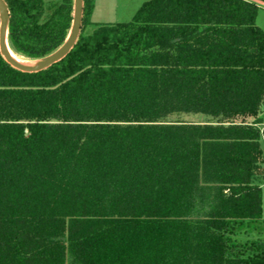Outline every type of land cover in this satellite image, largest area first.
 <instances>
[{"label": "trees", "instance_id": "obj_1", "mask_svg": "<svg viewBox=\"0 0 264 264\" xmlns=\"http://www.w3.org/2000/svg\"><path fill=\"white\" fill-rule=\"evenodd\" d=\"M33 61L74 0H5ZM264 0H148L26 73L0 54V264H264Z\"/></svg>", "mask_w": 264, "mask_h": 264}, {"label": "water", "instance_id": "obj_2", "mask_svg": "<svg viewBox=\"0 0 264 264\" xmlns=\"http://www.w3.org/2000/svg\"><path fill=\"white\" fill-rule=\"evenodd\" d=\"M10 20V12L5 0H0V54L5 59V61L11 65L13 68L26 72L34 73L43 71L50 68L54 64L62 61L74 48L79 38L83 20V0H74V13H73V23L71 27L70 34L66 39L65 43L54 53L38 59V60H25L33 62L34 65H26L14 58V53L10 49L8 42V27Z\"/></svg>", "mask_w": 264, "mask_h": 264}, {"label": "rangeland", "instance_id": "obj_3", "mask_svg": "<svg viewBox=\"0 0 264 264\" xmlns=\"http://www.w3.org/2000/svg\"><path fill=\"white\" fill-rule=\"evenodd\" d=\"M148 0H96L95 8L92 14V25H90L86 32L90 33L95 28V23H120L129 22L137 13L141 5ZM62 0H44L46 15L51 12L54 5L61 4ZM259 12L257 17V25L264 30V3L258 2ZM264 131V124L261 125ZM262 147L264 150V135L262 137ZM258 183L263 191V219H264V179H259ZM259 237H264L263 234L256 232H249L248 234L241 235L242 240L255 241Z\"/></svg>", "mask_w": 264, "mask_h": 264}, {"label": "bare ground", "instance_id": "obj_4", "mask_svg": "<svg viewBox=\"0 0 264 264\" xmlns=\"http://www.w3.org/2000/svg\"><path fill=\"white\" fill-rule=\"evenodd\" d=\"M14 58H15L17 61H19V62H21V63H23V64H26V65H34L33 62L25 61V60H23L22 58L18 57V56L15 55V54H14Z\"/></svg>", "mask_w": 264, "mask_h": 264}]
</instances>
